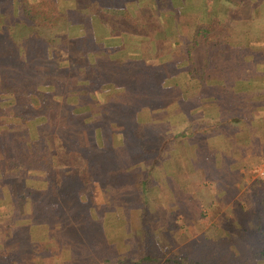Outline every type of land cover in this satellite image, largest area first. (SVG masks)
<instances>
[{"label": "trees", "instance_id": "16d2710c", "mask_svg": "<svg viewBox=\"0 0 264 264\" xmlns=\"http://www.w3.org/2000/svg\"><path fill=\"white\" fill-rule=\"evenodd\" d=\"M119 1L123 2L121 8L115 5ZM139 1L0 0V138L2 132L9 133L6 141L0 140V197L5 191L14 207L13 200H33L35 194L39 201L31 210L38 219H25L35 224L32 231L38 233L45 230L48 216H52L51 221L57 217L53 202L45 207V199L50 194L62 199L65 222L58 229L63 226L69 237L68 250L72 252L68 255L72 257L73 246L83 252L67 264H159L164 252L148 229H143V250L139 255L129 249L116 253L115 244L111 246L103 238H89L100 227L94 224H100L108 207L91 208L80 190L95 181L105 190L116 189L121 197L149 195L156 176L152 168L144 166L154 147L143 145V137L135 131L143 127L138 125L151 121L152 104L180 88L185 92H212L221 118L229 110L222 95L231 91L232 85L225 81L210 84L206 78L217 72L223 74L216 62L224 55L222 46L234 37L233 18L212 15L201 20L188 6L175 7L171 0H152V6L145 5L153 10L155 25L163 32V37L158 38L155 31L150 32L149 26L154 22L146 21L147 26L139 23L134 13V9L141 11L143 4ZM220 1L240 9L232 11L240 14L236 20L245 21L240 24L242 29L238 28L243 31L244 43H249L254 32L259 40H264V16L244 17L240 13L246 10L256 14L254 5L258 0H247L246 4ZM260 9L264 10V0ZM163 12H168L175 33L164 27L160 16ZM111 17H134L136 23L126 30L110 24ZM199 42L205 43L209 51L197 70L191 51ZM178 53L185 54L183 63L174 66L172 58ZM82 57L83 62L79 61ZM182 70L189 77L183 84L176 78ZM39 79L43 80L41 84ZM7 113L17 118L23 128L5 131L6 127H14L3 124ZM30 122L33 138L26 128ZM128 153L131 158L125 161L123 156ZM78 156L84 159L80 166L76 164ZM152 158L156 160V153ZM123 168H128V172L124 170L118 178L107 179ZM38 184L40 193H31ZM256 186L254 181L252 187ZM254 188L247 201L252 205L255 202V206L235 234L242 239L253 232L260 245L247 243L230 253L228 259L173 252L160 264H237L238 257L248 252L257 261L264 260L260 228L264 196ZM144 207L145 203L141 206L143 213ZM53 243L49 238L46 249L56 254L57 250L48 245L60 249V241L55 238Z\"/></svg>", "mask_w": 264, "mask_h": 264}, {"label": "crops", "instance_id": "0c3cea01", "mask_svg": "<svg viewBox=\"0 0 264 264\" xmlns=\"http://www.w3.org/2000/svg\"><path fill=\"white\" fill-rule=\"evenodd\" d=\"M171 1L175 7L180 5L188 6L190 12L201 20L212 15L227 17L226 11L232 8V6L228 7L225 5V2H221L220 0ZM139 2H142V0ZM262 2L263 0H258L254 5L258 16H264V10L260 9ZM119 3L120 1L115 3V5ZM220 3H222L221 7L217 8ZM225 7L227 8L225 9ZM167 15L168 12H163L161 13V18L168 17ZM235 20L236 18H233V24H236L234 37L231 42L222 46L224 55H220L221 58L218 61L220 62L218 69L223 74L216 71L217 73L208 75L206 78L210 84L225 81L232 85L231 91L222 95L223 99L226 100L225 105L229 109L225 115L227 119L219 116V111L212 99V92H201L197 89L185 92L181 90L183 89L182 87L160 102L163 106L160 109L162 113L155 112L156 116H153L152 120L146 126L141 127V130L138 132L143 137L142 144L149 148L154 147L152 152L153 154L156 153V160L152 158L153 154H151V157L146 158L147 163L144 166V169L146 167L152 168V173L156 176L155 185L149 193L153 211H163L164 213L171 211V214L175 215V218H172L174 221L173 229L176 228L175 226L179 227L181 214L186 218L189 213L188 211H190L193 217L190 214L189 216L193 219L194 216H202L206 213L208 208L212 206V201L201 200V203L198 205L197 197L202 199L203 193L209 190V187H213L218 195H222V203L226 202L229 199L228 196H232L234 190L236 191L237 189H234V186L229 183L234 179V181L238 180V177H241L240 172L246 170L251 163L258 161L262 152L261 150H264V145L262 144L264 142V96L262 95V88H264V40H259V36L254 32L251 38L248 39L249 43H244L243 31L239 29H242L240 24L245 23V21L236 20L234 22ZM164 25V27H168L166 23ZM154 31L156 32V37H163L160 26ZM184 56L185 54L183 53L173 56L172 62L174 66L183 63ZM193 63L197 65L196 62L193 61ZM196 65L194 66L195 69H197ZM176 78L182 84L189 81V77L184 70L178 72ZM160 79L163 81L165 77L160 76ZM239 99L245 100L239 102ZM1 105L6 106L5 103H1ZM13 121V119L11 121L8 119L3 124L5 126H13ZM32 125L33 123L30 122L26 126L30 138H33L32 134L34 136V127ZM21 126L6 127L5 131L23 128ZM128 158H131V155ZM208 179L210 180L208 181ZM208 182L212 185L208 186ZM40 187L39 184L36 185L31 189V193H37ZM227 187L230 189H227ZM225 191H228L227 194H229L227 195V199L224 196L226 194ZM80 192L85 194L82 195L84 199L87 196L90 197V192L86 188L83 191L80 190ZM110 192H112L110 195L116 194L115 190H111ZM1 195L3 196L0 197L1 254H7V257L11 258L13 257V252L11 251L14 250L17 251V263L21 259H25L29 260L32 264H38L42 260H48L47 264H58L59 261L68 258L69 240L63 237L64 234L67 235L64 232L63 226L56 231L57 236L55 237L60 241V253L56 255L48 251L44 253L42 252L44 250L40 246L46 244L48 234L55 231L52 230L51 219L45 222V230L42 233L32 231L35 228V224H31L26 219L20 221L13 220L11 222L6 216L4 218L2 214L10 213V208L7 206L11 205L9 203L10 199L5 191ZM150 200L148 199V201ZM61 201L62 199H58L52 205L54 212H57L56 216H59L58 222H62L63 219H60L64 216ZM93 201L97 202L96 198ZM144 208V213L140 207L136 208L142 218L147 215V209H152L147 203H145ZM165 217L164 214L160 219L162 220L159 224L160 227L157 228L156 234L154 233L155 241L161 250L173 249L174 246L176 249L173 252L179 253V242L173 237L176 231L172 232L170 228H163L164 231L162 230V227L169 226V223H163ZM122 221L125 224L122 225ZM114 222V219L112 222L110 217L103 218L100 224H94L100 225V227L94 230L90 237L103 238L107 242L112 243L114 241L106 238L105 231H108L114 225L125 226L126 228L132 226L131 221L120 220V223L117 224H114ZM13 223L15 225L22 223V226L29 225L26 242L33 245L32 248L25 246L22 249L21 245L17 248L20 242L16 237H10L14 233V229H12ZM140 228L142 227L139 223L137 227L132 226V229L127 234L121 231V239L123 241L127 239L134 242L136 238V241L141 242ZM14 231L17 232V229ZM165 231H168V233ZM194 235H196L195 231L192 236ZM7 236L9 237L7 238ZM37 244H40V250ZM3 262L5 261L3 260ZM6 264H11V262H7Z\"/></svg>", "mask_w": 264, "mask_h": 264}, {"label": "rangeland", "instance_id": "374dc122", "mask_svg": "<svg viewBox=\"0 0 264 264\" xmlns=\"http://www.w3.org/2000/svg\"><path fill=\"white\" fill-rule=\"evenodd\" d=\"M28 2L31 3H36L38 0H26ZM241 1L243 4L247 3V0H238ZM122 2L120 1L119 4H116L118 8H121V6L123 4H121ZM145 3H149V6H152V0H142V2H140V4H143L141 7V11H139L138 9H134V13L137 16L138 20L140 21L139 23L143 24L144 26H147L145 24L146 21H152L154 22V12L153 10L148 6L145 5ZM222 3H220L218 5L217 8L221 7ZM225 5L232 6V8H229L226 13H227V17H232V18H237L239 19V13H236L234 11H232L234 8L237 9V12L240 11V9H238L236 6L234 5H228L225 3ZM227 7H225L226 9ZM250 9V6H249ZM242 15H244V17H251L254 14V17L258 16V14L252 13L251 11H241L240 12ZM154 14V15H153ZM251 14V15H249ZM161 16V15H160ZM195 16V15H194ZM219 16V15H218ZM220 17V16H219ZM223 17V16H221ZM226 18V17H223ZM204 20V19H202ZM161 21L163 23H166L168 28H170L172 30L173 33H175V31H173V27L174 24H172V22H170L169 18L165 16V18L163 17L161 19ZM241 21V20H240ZM243 21V20H242ZM116 24L119 27H122L123 29L126 30H130L131 28H134L132 26H134V24L136 23L134 20V17L130 18L129 20H123L122 18H117V19H113L112 17L110 18V24ZM158 24L155 25L151 24L149 27L151 28L150 32H153L154 30H156L158 28ZM176 34H178L176 32ZM180 42V41H179ZM2 50V49H1ZM0 50V51H1ZM206 44L203 42H199V44L191 51L192 52V58L193 61L197 63V65L194 63V66L196 65L197 70L200 69V67L203 65V62L205 60L204 56L206 54ZM209 51V50H208ZM207 51V52H208ZM205 53V54H204ZM62 58V57H61ZM64 58L66 60L67 58V54H64ZM221 57H218V61ZM83 57L79 60L81 62H83ZM216 62V64L220 65V62ZM1 62V61H0ZM66 62V61H65ZM63 63V62H62ZM0 65H2L0 63ZM218 68V67H217ZM2 76H5V74H3ZM1 76V77H2ZM43 82V80L39 79L38 83L41 84ZM221 83V82H219ZM165 100V99H164ZM161 100V101H164ZM245 99L240 100L239 102L244 101ZM160 101V102H161ZM160 102H156L154 104H152L151 106V110L152 112L150 113V116H156V113H162V109L163 106L162 104H160ZM6 104V103H5ZM160 105V106H159ZM8 111V109H6ZM238 110V108H237ZM14 120L13 126H20V122L17 118H12L10 117V115L7 113L5 114V120ZM152 120V118H151ZM149 123V122H148ZM148 123H144L138 126H146ZM11 128V127H10ZM139 131H135V133L137 134ZM3 136L2 138H0V140L6 141L9 137V133L6 132H2L1 133ZM138 135V134H137ZM264 145V142L262 143ZM262 145V147H263ZM261 155L258 161L251 163L250 166L244 170L241 173V177H238V180L234 181L232 180L231 183H229L230 185L234 186V189H236V191L234 190V194L232 196H228L229 199H227V194L228 191H225V199H227L226 202L222 203V195H218L217 191H215L213 189V187H209V190H206V192L203 193V197L202 199H199V197H197V201H198V205L201 203L202 201H212V206L208 208V210L206 211V213L202 216H194V218L192 219L193 215L190 211H188L189 213L187 214L186 218H184V215L181 214L180 215V223H179V227L175 226L176 228L173 229V225H174V221H173V217L175 218V215L172 213L171 211H169L168 213H164L163 211H156L154 212L153 210V205L152 202L150 200V195L146 196L143 195V197L141 196L142 199H144L143 201L140 198V195L137 196H124L121 197L120 194L117 192L116 189H111V190H115L116 194L115 195H110L112 194V192H110L111 190H105L101 187V185H99L97 182L92 181L91 182V187L86 188L88 190V192H90V197L87 196L88 199V205L91 206V208H101L102 206H107L108 208L104 210V217L103 218H108L110 217V219H114V224L116 223H120V220H126V221H131L132 226L133 227H137L139 226V223L141 224L140 228V232L139 234H141V242L136 241L134 239V242H132L131 240H125L123 241L121 239V231H124V233L127 234V232H129L132 229L131 227L126 228L118 226V225H114L113 227H111L110 229H108V231H105V236L106 238L111 239L112 242L111 246H113L115 244V251L116 253H122L124 250H131V251H135L136 253L141 254L142 250H143V229H148L150 230L152 233L156 234V230L160 224V222L162 220H160L162 218V216L165 214V220H164V224H168L169 226L166 227H162V230L164 231L163 228H170L172 229L171 231L173 232L174 230L176 231V233H174L173 237H175L177 239V242H179L178 246L179 248V252L181 254H186L189 255L191 257H197V258H205V257H210V258H224V259H228L230 257V253L234 254L236 249L240 248L244 245H246L247 243H252L254 245H260L258 237L253 233L250 232L247 233L248 235L243 236L242 239H240L241 236L238 237V234L236 235V230L238 228H240L242 226V223L244 222V219H246V216L249 214V212H251L253 206H255V202L253 203V205L251 204L250 201H247L250 195L253 194V189L254 187H252L253 182L256 181L257 185L262 187H258L256 186L255 192L257 191L258 193L260 191H262V194L264 196V175L260 176L256 173V167L264 164V150H261ZM125 153V152H124ZM130 154H126L125 156H123V158H126L129 156ZM76 160H78V162H76L77 165H82L83 164V158L82 157H76ZM74 159V160H75ZM62 161H66L67 159H61ZM263 170H264V165H263ZM126 170L125 172H128V168H123L120 172L118 173L117 171L114 172V174L109 175L107 177L108 180L111 179H115L118 178V176L122 175V171ZM210 179H208L209 181ZM208 186L212 185L210 182H208L207 184ZM227 189H230L229 187H227ZM232 192V191H230ZM37 193H40L37 192ZM50 194V193H49ZM50 197L47 198V200L45 199L44 205L45 207L49 206V204L51 202H53L51 205L54 204V202L56 200H58L59 197H54V194H50ZM32 198V197H31ZM31 198L26 197L24 199L21 200H13L14 202V207L12 206V202L9 201V203H11V207L9 212L10 213H2L4 215V218L6 216V218L8 220H10L11 222L14 221H20L22 219L27 218L28 220H31L30 217L33 216V219H38L35 215V212H33L31 210V207L34 206V202L39 201L38 199L36 200L35 194L33 195V200H31ZM55 198V200H54ZM96 201H93L95 200ZM148 199L150 201H148ZM223 199V200H225ZM142 201V202H141ZM8 203V204H9ZM37 203V202H36ZM143 203H147L149 204L152 209L148 210L147 209V215L140 217L139 212L136 210L137 207L142 206ZM9 206V205H7ZM36 206V205H35ZM49 208V207H48ZM128 208V209H126ZM7 210V208H6ZM8 211V210H7ZM54 211V210H53ZM61 212V210H60ZM33 213V215H32ZM59 213V212H58ZM62 214V212H61ZM169 214V215H168ZM186 214V213H185ZM189 214L192 216H189ZM157 216V218H156ZM3 217V216H2ZM39 217V216H38ZM64 217V216H63ZM63 217L60 219L62 220ZM179 218V216H177ZM52 216H48L47 219H51ZM59 218L56 217L55 219H53L51 221L52 223V231L50 234H48L47 240H52V245L54 244V239L57 236V232L58 226L65 222V220L63 219L62 222H57L59 220H57ZM176 220V219H175ZM197 221V222H196ZM10 222V223H11ZM27 224V223H26ZM125 224L122 221V225ZM143 224V225H142ZM145 224V225H144ZM181 224V225H180ZM162 225V224H161ZM13 228L12 229H17V232L13 230V234L10 237H16L17 240L20 242L17 245V248L21 245L22 249L25 248V246H30V248L33 247V245H31L29 242L27 241V235L29 233V225H25L22 226V223H19V225H15L14 223L12 224ZM22 226V227H21ZM260 228L262 230V235L261 237L264 240V217L263 220L260 222ZM169 230V229H167ZM194 231L196 232V235L192 236V234L194 233ZM166 233H168V231H165ZM63 234V233H62ZM91 235V234H90ZM240 235V234H239ZM104 236V238H105ZM196 236V237H195ZM9 236H7L8 238ZM63 237L69 240L68 235H63ZM89 238H91L90 236H88ZM238 237V238H237ZM84 239V238H83ZM85 241H88V243L90 242L89 239H84ZM231 240L233 241V244L231 242ZM175 242V243H177ZM87 243V242H86ZM38 245V249L40 250L43 249L44 253H46V251L52 253L50 250L46 249V244H43V246L40 244ZM158 245V244H157ZM233 245V246H232ZM40 246V248H39ZM48 247L51 250H57L58 253H60V249H57L56 246H53L52 248L50 247V245H48ZM110 247V245L108 246V248ZM159 247V245H158ZM160 248V247H159ZM69 249V247H68ZM73 253H72V257H69L66 260L63 261H59L58 264H67L70 262V258L76 259L78 258V256H80V254H82V249L80 248V250L76 249L75 246H73ZM174 249H176V247L173 246L172 248L169 249H162V251L164 252L160 263L163 262L167 256L171 253H173ZM237 249V250H238ZM161 250V249H160ZM13 252V257L8 258L7 254H1L0 252V264H6L7 262H11V264H32L29 262V260H25V259H21V261L19 263H17V251H11ZM69 254L70 252H72V249L67 251ZM57 254V253H56ZM53 254V255H56ZM97 257H94V259ZM239 259L237 260V264H264V260L262 261H257V259H255L253 256L250 255V253H246L245 256L243 257H238ZM3 260L5 262H3ZM43 261V263H42ZM39 261L38 264H47L48 260H42ZM98 261V260H97ZM46 262V263H45ZM159 263V264H160Z\"/></svg>", "mask_w": 264, "mask_h": 264}, {"label": "built area", "instance_id": "2783aa9c", "mask_svg": "<svg viewBox=\"0 0 264 264\" xmlns=\"http://www.w3.org/2000/svg\"><path fill=\"white\" fill-rule=\"evenodd\" d=\"M263 165H264V164H262V165L256 167V173H257L258 175H260V176L264 175V170H263V168H262Z\"/></svg>", "mask_w": 264, "mask_h": 264}]
</instances>
